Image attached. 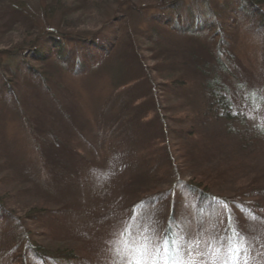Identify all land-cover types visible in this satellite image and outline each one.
<instances>
[{
  "label": "rangeland",
  "instance_id": "374dc122",
  "mask_svg": "<svg viewBox=\"0 0 264 264\" xmlns=\"http://www.w3.org/2000/svg\"><path fill=\"white\" fill-rule=\"evenodd\" d=\"M173 1L17 0L24 12H14L9 1L0 0V51L15 55L26 47L23 54L29 57V40L44 30L74 40L96 37L110 44L108 40L123 32V22L114 23L119 14L149 8L133 18L144 29L145 15ZM256 1L261 15L254 21L228 19L227 25H233L228 28L229 49L237 64L221 78L226 92L238 102L254 95L245 108L228 112L230 119L201 122L196 113L203 106L195 92L178 99L167 96L160 83L170 74L163 70L158 75L152 68L149 80L160 87L159 95L164 93L158 99L170 129L167 142L164 133L149 145L139 134L132 139L121 121L124 92L131 98L143 93L133 91L132 82L116 86L119 65L129 49L123 34L117 50L87 73L75 74L58 61L28 60L34 69L44 71L43 77L28 76L25 58L14 60L13 67L21 70L16 102L0 91V202L36 239L60 250L72 249L88 257L86 264H264V0ZM236 2L212 0V6L221 9ZM69 45L76 52L85 47L83 41ZM144 49L146 45L139 50L143 65L153 67L152 53ZM3 59L6 55L1 53L0 74L10 77L1 67ZM144 98L134 104L133 116L140 104H149ZM187 111L195 113L191 123L180 118ZM25 118L31 122L25 123ZM143 123L142 129L147 127L151 134L160 127L147 118ZM188 128L194 132L188 139L189 149L195 151L193 169H203L217 180L208 186L212 203L199 206L176 186L182 202L174 209L177 219L172 222L173 209L153 199L171 195L174 182L169 177L161 183L164 179L153 174L150 150L155 144L165 148L168 144L173 160L180 163L185 144L181 130ZM180 174L182 182L190 181L189 172ZM229 197L239 210L225 207L222 201ZM29 211L41 214L40 221L33 215L27 218ZM168 222L172 238L166 245L168 238L160 235Z\"/></svg>",
  "mask_w": 264,
  "mask_h": 264
},
{
  "label": "trees",
  "instance_id": "16d2710c",
  "mask_svg": "<svg viewBox=\"0 0 264 264\" xmlns=\"http://www.w3.org/2000/svg\"><path fill=\"white\" fill-rule=\"evenodd\" d=\"M3 1L4 3L9 1L8 6L12 4L11 11L16 12L19 9L24 12L20 3L16 2L17 0ZM258 2L260 1L237 0L234 5H224L220 9L212 6V0H175L171 3V6L159 5L145 15L144 29L135 25L133 18L146 13L149 8H133V14L124 12L115 17L114 23L123 22V32L108 40L109 43L111 42L110 44L100 43L101 39L98 41L99 38L96 37L74 40L57 32L55 34L53 32L45 34V30L40 33L37 32L35 37L29 40L28 47L32 48L28 52L29 57L23 54L26 47L18 48L15 55L8 51H0V54L4 53L6 55L1 67L10 75V77L4 78L0 74V91L4 92L7 97H12L16 102L15 98L19 92L17 77L21 70L18 66L13 67L14 60L25 58L24 73L31 76L43 77L44 71L34 69L30 64H27L28 60L38 64L47 61H58L62 65L70 66L75 74L87 73L91 68L103 63L112 52L117 50L120 45L119 37L123 34L128 42L127 47L129 49L124 53L125 61L119 65L121 77H117L116 86L121 88L132 82L133 88L131 89L135 92L141 90L143 93H137L138 98H135V96L131 98L130 93L124 92L126 96L123 97L121 102V111H123L124 116L121 121L124 125H127L132 139H135L134 136L139 134V138L143 140L145 138L146 145H149L157 142L158 138L163 136L164 133V136H167L164 137L167 142V140H171L169 136L170 129L164 122L166 118L163 119L164 115L160 112L159 105L161 103L158 99L164 93L178 99L187 97L194 91L197 99L199 98L202 101L203 106V111H198L196 117L199 116L200 121L207 122V124L210 122L215 124L220 120L230 119L231 117L226 115L228 112L232 113V111H237L242 107L245 108L246 103L249 100L252 101L254 95L248 94L242 98L241 102H238L234 94L232 97L226 92V81L221 77L224 74L229 75V72H232L237 64L229 49L230 35L228 28H233V25H227L229 24L228 19L237 21L239 18H245L254 21L256 17L261 15ZM204 9H206L205 12ZM24 16L29 17L26 13ZM108 23L109 21L105 23L106 26ZM254 30L260 33L258 28ZM80 41L85 43V47L82 52H76L69 44ZM145 45L147 49L144 50L149 49L152 53L149 58L155 63V65H152L153 67H148L145 62L143 65L141 58H144V56L140 55L139 50ZM123 67L127 69L125 70L126 73L122 74ZM152 68L156 70L158 75L163 70L164 73L170 74V79L166 78L167 80L165 79L160 83L161 91L164 92L161 95L157 92L158 85L149 80V77L152 76ZM120 70L118 71L119 74ZM144 83L149 87H144L145 85L142 87ZM43 84V89L48 91V86L45 83ZM131 89H128V91ZM141 98H144L149 104H140L138 112L133 116V106ZM194 114L187 111L181 114L180 118L184 122L191 123L194 120ZM146 118L159 124L160 127L157 128V133L152 131L154 134H151L145 125L146 128L142 129L143 120ZM24 122L28 124L31 121L25 118ZM163 122L165 125H162ZM181 131L184 134L185 144L182 145L184 149L181 153L180 163L173 160L167 150L168 144L166 148L155 144L153 149L150 150V158L153 157L154 164L153 174L160 175L164 179L161 183L165 184V180L169 177H172L171 180L174 182L173 188L170 190L171 195L169 193L167 196L164 194L157 195L153 199L154 203L162 201L161 204H168V207L171 210L173 209L172 222H176L177 219L178 210L175 211L174 209L182 202L180 196L176 195V186L195 198V203L199 206L200 203L204 202L212 203L213 200L209 199V196L212 197L210 195L212 193H210L208 186L216 183L215 180H217L216 175H210L209 172L203 169L201 171L193 169L192 161L195 160H192V153L195 151L192 150V147L189 149V144L191 146L192 144L188 143V139L193 138L194 132L191 128ZM65 161L69 163L68 159ZM46 163L49 164V161ZM64 169L65 167H61V170ZM186 171L191 176L190 181L182 182L178 176ZM243 196L240 195L241 198ZM222 202L228 209L230 207L235 210L240 209L230 197L223 199ZM30 211L27 212V218L33 215H30ZM40 215L39 213L35 214L33 218L40 221ZM227 215L230 217L232 214ZM170 228L171 223H166L160 235L161 239L168 238L166 245L170 244L172 238ZM50 245L36 239L34 233L21 222V218L11 214L5 205L0 202V264H86L88 262V257L75 253L72 249L60 250L56 247H50ZM162 251L164 249L161 250L160 254H162Z\"/></svg>",
  "mask_w": 264,
  "mask_h": 264
},
{
  "label": "snow or ice",
  "instance_id": "6c2138e0",
  "mask_svg": "<svg viewBox=\"0 0 264 264\" xmlns=\"http://www.w3.org/2000/svg\"><path fill=\"white\" fill-rule=\"evenodd\" d=\"M246 264H247V262H246Z\"/></svg>",
  "mask_w": 264,
  "mask_h": 264
}]
</instances>
